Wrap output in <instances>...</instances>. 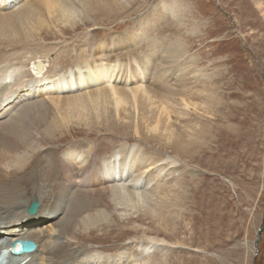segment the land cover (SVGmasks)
I'll use <instances>...</instances> for the list:
<instances>
[{
    "label": "bare ground",
    "instance_id": "bare-ground-1",
    "mask_svg": "<svg viewBox=\"0 0 264 264\" xmlns=\"http://www.w3.org/2000/svg\"><path fill=\"white\" fill-rule=\"evenodd\" d=\"M149 1L0 0V254L19 239H31L37 243V248L29 253L20 248L7 252L6 264H87L93 261L91 254L81 253L77 246L81 238L77 236L81 232L80 220H69L64 216L66 203L70 200L68 194L80 185L84 188L95 186L94 189L99 190L108 188L106 186L119 187L115 197H124L127 204L146 206V212L159 224H162L160 219L165 216L166 208L176 206L186 194L185 188L181 190L184 183L181 178H175L173 185L164 182L146 194L133 193L132 189L138 188L140 181L146 180V184L150 185L152 180L150 175L144 177L145 165L140 164L141 171L135 174L138 159H150V165L170 159L157 173L160 176L181 157L193 159L205 148L208 137L214 133L209 119L199 114L198 110L224 117V94L213 89L214 80L207 79L201 89L194 90L193 85L202 78L195 76L188 79L187 73L184 75L187 68H180V58L192 49L191 46L177 37L173 43L157 44L153 57L134 55L127 62L115 52L120 49L116 48L117 44H125L123 48L129 53L135 52L134 46L128 49V39L121 41L104 36V45H99L92 54H88V36L85 45L79 49L68 43L62 45L64 39L61 37L55 43L48 38L55 23L56 26L77 30L82 19L84 26L92 24L96 26L92 27L95 30L98 26L140 13ZM161 28H156L158 35L165 31H160ZM68 33L60 29L55 34L64 36ZM140 39L139 35L135 36L131 45L138 46ZM132 59L140 67L133 64ZM191 62L194 65L196 61ZM144 79L147 82L145 85ZM197 95L203 97L200 102L194 100ZM48 99L58 113H62L61 118H49L47 113L42 115L43 110L48 112L50 107ZM191 112H196V116L188 117ZM174 115H177L175 121L178 123L172 122ZM29 116L36 118L32 128L25 125ZM71 123L84 125L90 131L110 133L134 128L137 134H141V139L165 140L163 144H169L176 155L159 158L154 153L145 152L142 145L137 147L128 143L117 147L100 162L91 161L90 156L96 154L94 149L89 150L88 159L86 152H74L69 158L73 166L61 167L58 183L52 176V167L60 166L51 164L49 157L54 150L50 145L60 140L57 138L58 129L62 125L70 127ZM135 149L138 151L133 154ZM120 155L123 156L122 161L118 160ZM38 159L44 166L39 167V180L35 182V163ZM170 169L171 174L178 172L175 166ZM79 176H82L81 179ZM26 178L27 181L24 180ZM31 182L35 189L34 197L40 202L34 215L27 212L31 202L27 190L31 189L28 186ZM145 200H150L148 206ZM148 240L153 244L167 241L156 236ZM148 262L138 264H151Z\"/></svg>",
    "mask_w": 264,
    "mask_h": 264
},
{
    "label": "rangeland",
    "instance_id": "rangeland-1",
    "mask_svg": "<svg viewBox=\"0 0 264 264\" xmlns=\"http://www.w3.org/2000/svg\"><path fill=\"white\" fill-rule=\"evenodd\" d=\"M78 8L83 11L82 7ZM130 18L122 17L95 30L92 24L84 26L82 19L77 30L67 27L68 30L55 23L52 34L60 29L69 33L64 36L51 34L48 38L54 43L64 39L62 45L68 43L79 49L89 37L86 40L88 54L104 45V36L121 41L128 39V49L135 47V52L129 53L123 48L125 44H117L116 48L120 49L115 54L130 62L134 55L153 57L157 44H170L180 37L192 48L181 56L180 68H187L184 75L187 73L188 79L202 78L193 85L194 90L201 89L205 80H214L213 89L224 94V117L198 110L209 119L213 136L208 137V144L195 158L181 157L160 176L157 173L170 159L152 165L145 157L137 160L135 174L145 165L144 177L150 175L152 180L150 185L146 184V178L140 181L138 188L132 189L133 193L146 194L164 182L173 185L175 178L184 181L181 190L185 188L186 194L183 193L182 201L177 202L179 205L166 208L165 216L160 219L162 224L146 212V206L127 204L124 197H115L119 187L106 186L109 189L99 190L94 189L95 186L86 189L80 185L70 192L64 216L80 220L78 248L85 255L91 254L93 261L87 264H138L142 261L151 264H264V0H150L140 13ZM160 26V31H165L158 35L156 28ZM138 35L141 43L131 45ZM191 59L196 61L194 65ZM132 61L140 67L136 60ZM201 97L197 95L194 100L200 102ZM48 102L50 114L44 109L42 115L47 113L49 118H61L62 113H58L50 99ZM195 113L191 112L188 117H195ZM176 116H172L174 123H178ZM25 120V125L31 128L36 122L34 116ZM70 125L58 129L60 140L50 145L54 154L46 155L51 164L60 166L52 167V176L58 183L61 167L73 166L69 158L74 152H86L88 159L89 150L94 149L96 154L90 156L91 161L100 162L117 147L128 143L142 145L145 152L159 158L176 155L169 144H163L165 140L161 143L158 138L141 139L134 128L110 133L90 131L84 125ZM137 151L135 149L133 154ZM41 166L44 165L38 159L35 182L39 180ZM172 166L178 168V174L170 173ZM28 186H31L27 190L31 204L35 189L32 182ZM149 202L145 200L147 206ZM154 236L167 241L153 244L148 239Z\"/></svg>",
    "mask_w": 264,
    "mask_h": 264
},
{
    "label": "water",
    "instance_id": "water-1",
    "mask_svg": "<svg viewBox=\"0 0 264 264\" xmlns=\"http://www.w3.org/2000/svg\"><path fill=\"white\" fill-rule=\"evenodd\" d=\"M40 207V202H39V198H35L33 200V202L30 204V206L27 208V212L30 215H34L38 212ZM19 242L21 243L22 247H23V251L24 252H32L37 248V243L34 240L31 239H23V240H19ZM17 244V242H13L12 246H15Z\"/></svg>",
    "mask_w": 264,
    "mask_h": 264
}]
</instances>
